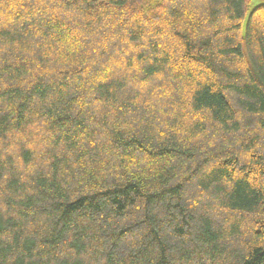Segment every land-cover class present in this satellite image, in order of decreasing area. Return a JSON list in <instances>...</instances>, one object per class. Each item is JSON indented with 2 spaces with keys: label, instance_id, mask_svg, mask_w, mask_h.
I'll use <instances>...</instances> for the list:
<instances>
[{
  "label": "trees",
  "instance_id": "16d2710c",
  "mask_svg": "<svg viewBox=\"0 0 264 264\" xmlns=\"http://www.w3.org/2000/svg\"><path fill=\"white\" fill-rule=\"evenodd\" d=\"M0 0V264H264V5Z\"/></svg>",
  "mask_w": 264,
  "mask_h": 264
},
{
  "label": "rangeland",
  "instance_id": "374dc122",
  "mask_svg": "<svg viewBox=\"0 0 264 264\" xmlns=\"http://www.w3.org/2000/svg\"><path fill=\"white\" fill-rule=\"evenodd\" d=\"M264 5V0H253V7Z\"/></svg>",
  "mask_w": 264,
  "mask_h": 264
}]
</instances>
